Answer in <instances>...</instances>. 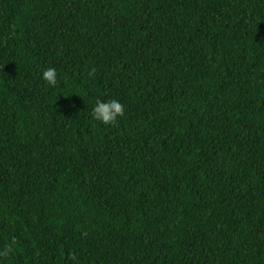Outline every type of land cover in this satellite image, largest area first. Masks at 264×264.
Here are the masks:
<instances>
[{"label": "trees", "instance_id": "trees-1", "mask_svg": "<svg viewBox=\"0 0 264 264\" xmlns=\"http://www.w3.org/2000/svg\"><path fill=\"white\" fill-rule=\"evenodd\" d=\"M9 244L0 264H264V0H0Z\"/></svg>", "mask_w": 264, "mask_h": 264}, {"label": "clouds", "instance_id": "clouds-1", "mask_svg": "<svg viewBox=\"0 0 264 264\" xmlns=\"http://www.w3.org/2000/svg\"><path fill=\"white\" fill-rule=\"evenodd\" d=\"M95 73L96 69L93 67L88 71V76L92 77ZM42 78L48 85L55 86L57 84L56 69L52 67L45 69L42 73ZM91 115L95 120L101 121L106 125L114 124L118 117L124 115V106L118 100H109L107 102L97 100ZM11 252V244L6 245L3 250L0 251V257H7ZM72 259H75V256H73Z\"/></svg>", "mask_w": 264, "mask_h": 264}]
</instances>
